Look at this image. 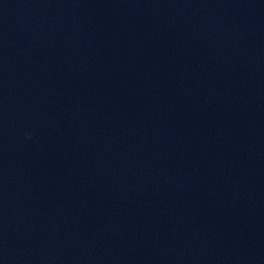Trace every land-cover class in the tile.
<instances>
[{
    "label": "water",
    "instance_id": "1",
    "mask_svg": "<svg viewBox=\"0 0 264 264\" xmlns=\"http://www.w3.org/2000/svg\"><path fill=\"white\" fill-rule=\"evenodd\" d=\"M0 264H264V0H0Z\"/></svg>",
    "mask_w": 264,
    "mask_h": 264
}]
</instances>
